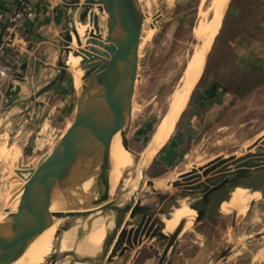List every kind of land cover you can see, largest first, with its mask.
Returning <instances> with one entry per match:
<instances>
[{
  "label": "water",
  "instance_id": "obj_1",
  "mask_svg": "<svg viewBox=\"0 0 264 264\" xmlns=\"http://www.w3.org/2000/svg\"><path fill=\"white\" fill-rule=\"evenodd\" d=\"M231 1L225 6L221 25ZM63 9L64 31L56 75L32 94L23 115L39 97L61 86L71 69L67 64L68 57L73 55L77 58L76 69L81 75L73 119L49 154L30 166H24L21 176H28L24 179L25 184L14 194L10 192L8 205L18 196L19 199L14 212L0 220V264H15L23 257L37 256L41 250L38 241L51 231L53 244L48 247L42 264L111 262L114 257H121L141 245L142 238L165 241L158 264H171L178 237L187 220L180 221L175 233L169 236L159 233L160 228L150 224V217L139 220L147 210L142 206L140 196L153 189L150 181L152 163L146 146L130 135L128 126V103L137 77L145 17L140 0H63ZM80 28H83L82 33ZM193 53L194 50L189 60ZM186 67L187 63L181 78ZM169 108L170 103L165 114ZM116 136L134 164L132 180L124 190L114 193L110 192L107 181L105 192L99 199L91 200L83 185L87 180L99 177L95 169L98 161L103 162L99 151L103 154ZM21 165L20 161L18 168ZM261 171H264V136L239 155L217 158L182 174L172 187H182L187 192L200 191V202L188 208L196 214L211 193L223 185L235 184L234 176L237 175V183L243 185ZM232 177V181L228 180ZM70 186L74 187L76 196L66 200L64 191ZM235 223L234 213L231 225L235 227ZM104 226L107 234L100 250L95 254H81L78 250L80 245ZM65 229L66 244L62 246L58 235ZM231 250L230 246L227 247L219 258L226 259Z\"/></svg>",
  "mask_w": 264,
  "mask_h": 264
},
{
  "label": "rangeland",
  "instance_id": "obj_2",
  "mask_svg": "<svg viewBox=\"0 0 264 264\" xmlns=\"http://www.w3.org/2000/svg\"><path fill=\"white\" fill-rule=\"evenodd\" d=\"M235 1L237 0L230 3L223 23L210 46L202 75L199 80L197 79L198 82H195L197 84L194 90H192L194 86L192 87L189 100L179 115L171 136L151 158L150 181L153 182L154 188L144 191L140 196L142 198L141 204L147 210L139 216V220L150 217V224L163 227V220L169 219L172 212L179 208V204L183 202L188 206L191 203L190 199L182 201L178 198L185 194L182 187L179 188V191L172 187V184L179 182V177L182 174L190 172L192 167L197 168L202 164L204 166L217 158L239 155L247 147L257 143L262 136L261 134L264 133V110L258 112L257 121L252 124V127L248 126V131L245 130L244 126L240 128L242 123H237V140L233 133V123H229V121L225 127L226 121L224 122L220 115L210 120L206 119L207 121H203L200 117L202 115H198L199 117L197 116L192 124L189 123L194 129H187L188 114L193 108V102L204 88L225 90L224 87L226 86L232 89V80L235 76L238 77L243 72L250 70L259 71V73L264 72V64L260 67L252 65L256 63L257 55L258 58H264L263 51L256 49V44L263 42L258 41L259 38L252 40L246 36H237V22L232 26L238 12L233 7ZM255 1L260 8L254 10L256 24L264 33V0ZM211 2L212 0H140L145 17L138 52L137 77L128 103V126L130 135L135 137L143 146H148L156 127L171 102L170 100H172L171 98L181 85L182 72L197 42L193 37V30L198 21V14L205 11ZM211 15L212 13L209 14L208 20ZM253 31L252 29L251 32ZM252 47V52L249 53V49ZM68 72L67 85H61V90L54 94L51 93L52 95L50 94L49 98L44 101H39L33 113L30 110L28 115L18 112L15 113V116L9 115L12 113L0 116V148L9 146L10 150L15 152V155H12L4 148L0 149V220L7 215L9 210H11L9 213L11 214L18 205L19 196L10 205L7 202L10 198V192L12 191L14 194L18 191L25 184L24 179L28 178L26 175L21 176L24 166H30L49 154L73 119L77 87L74 83L75 70L69 69ZM69 85L72 90L70 89L69 92L65 93V87L69 88ZM226 93L228 92L226 91ZM246 140L248 141L244 142ZM20 161L22 165L18 168ZM133 169V162L127 153L124 171L120 176L118 185L111 193L122 191L128 186L134 174ZM159 170L163 172V175L159 178H153L152 174ZM234 177L236 183L237 175ZM234 177L228 180L232 181ZM14 182L18 184H14ZM158 183L162 185L161 188L163 189H157L159 188ZM244 183L250 184L251 187L264 186V176L255 181L247 180ZM239 188L246 189L238 182L235 191ZM235 191L231 193L229 200ZM249 194L250 196L257 194L259 197L258 193ZM241 206L242 210L247 207L243 204ZM244 211L242 216L237 215L238 220L243 219L247 208ZM218 212L225 214L223 211ZM251 217L252 215L249 213L245 224L242 226H246L247 222L248 232L243 233L241 230L242 236L237 243L233 239L232 232L229 231V219L224 216L218 218L217 223L220 222V228H212L215 233L213 236L220 237L221 243L213 251L212 261L228 245L233 246L231 250L233 253L238 247H243L241 254L239 251L240 260H238L239 256L233 257L229 264H251L253 257H255L254 264L261 260L260 256L256 259L257 256L254 255L263 246V241L262 244L261 241L250 244H246V242L252 239L254 232L263 227L264 203L259 213L258 223L255 225L250 223ZM248 235L251 236L249 239L247 238ZM197 236L200 234L197 233ZM154 241L159 248H163L166 243L157 239ZM184 241L185 236L183 235ZM235 260L237 263L234 262Z\"/></svg>",
  "mask_w": 264,
  "mask_h": 264
},
{
  "label": "crops",
  "instance_id": "obj_3",
  "mask_svg": "<svg viewBox=\"0 0 264 264\" xmlns=\"http://www.w3.org/2000/svg\"><path fill=\"white\" fill-rule=\"evenodd\" d=\"M8 5L9 4L7 1L0 0V13H4L9 10ZM64 18L65 11L63 9V0H45L38 10L37 18L34 24H31L28 27L24 41L16 40L15 43L21 48L24 47L26 50L27 57L23 60L19 70V73L21 74L20 80H10L0 83V116L9 113H12L9 115L15 116V113L23 112L32 94L45 86L55 77L59 45L62 41L64 31ZM4 27V23L0 21V39L4 35ZM256 45V49H259L264 53V45L260 43H257ZM252 49L253 47L249 49V53L252 52ZM263 64L264 58H258L257 55L256 63H253L252 65L260 67ZM68 74L64 83L61 85H67L66 81L69 76ZM61 88L62 86H59L58 88L51 90L39 97L33 104V107L30 109L31 112L33 113V111H35L39 101H44L45 99L49 98L51 93L54 94L55 92L61 90ZM70 89V85L69 88L65 87V93L69 92ZM232 102L233 96L229 93H226L224 89L204 88L201 91V94L193 102V108L189 112V114L192 112V115L189 116L188 114L187 129H194L192 125H189V123L192 124L198 115H202L200 116L202 120L207 121L215 118L218 115H221V113H224L223 115L232 117L233 133L237 140V106L235 105L233 109L230 108V104ZM30 110L27 115L30 113ZM253 122L254 119L249 121V127H252ZM246 124H241L240 128L244 126L245 130L248 131V125ZM224 126L226 127L227 124L224 123ZM187 134L190 135L189 133ZM247 141L248 140L244 142ZM263 176L264 171L256 173L251 181H255L256 179L258 180ZM244 187H246V189L242 188L243 190H246L248 193H258L259 197L255 200H252L248 204L247 212L245 213L243 219L237 221V210H230L229 212H225V214H221V216L227 217L229 219V231L232 232L235 243H237L239 238L242 236L241 230H243V233L248 232V228L246 227L247 222L246 226H242L245 224V220H247L249 213L252 215L250 223L253 225L258 223L259 213L261 212V207L264 203V186H256L253 190L247 188V186ZM229 202L230 201L228 200L224 205H228ZM222 208L221 211L223 210ZM234 213L236 214L235 227L231 225ZM203 223L204 222L195 225L193 222L191 229L180 234L177 240L178 245L176 247V252L171 258V264H229V261L233 257L237 256H239L238 260H240V254L241 251H243V247H238L235 253L231 252L230 256L223 260L219 258L220 254L223 252L222 251L219 253L218 257L212 261L213 251L216 247L218 248L221 243L220 237L216 238V236H213L215 234L213 232V228L219 229L220 225L219 223H215V225L213 224L212 226L213 228L207 229L202 226ZM202 230H204V232H202ZM235 230L236 234L234 233ZM197 233H199L200 236H197ZM183 235L185 236L184 242ZM250 237L251 236L248 235L247 238L249 239ZM260 241L261 244L263 241V246L258 252H256L254 256H257L256 259H258L260 256L261 260H259V262L256 264L264 262V223L260 230L253 233L252 239L250 241L248 240L246 244ZM154 242V239L149 240L142 238L141 245L136 246L134 249L126 252L121 257H114L111 262H104L102 264H158L163 248H159L157 246L158 244L156 245ZM227 247H229V245ZM230 247L233 248V246ZM254 260L255 257L252 258L251 264H254ZM234 262L237 263L236 260Z\"/></svg>",
  "mask_w": 264,
  "mask_h": 264
},
{
  "label": "bare ground",
  "instance_id": "obj_4",
  "mask_svg": "<svg viewBox=\"0 0 264 264\" xmlns=\"http://www.w3.org/2000/svg\"><path fill=\"white\" fill-rule=\"evenodd\" d=\"M228 1L229 0H212L210 6L205 11H202L200 12V14H198L199 16L198 21L193 30V37L197 41V45H195L194 47V53L192 56L193 58L187 61V67L183 75L181 85L178 88V90L175 92L174 96L172 95L173 98H171L172 100H170L171 101L170 108L167 114H165V116H163V118L160 120L158 126L156 127L151 137L148 146L146 147L147 150L146 153L149 159H151L158 151V149L162 145H164V143L169 139V137L173 132L176 121L178 120L179 115L183 111L187 100H189V97L193 90L192 87L197 84V83L195 84V82L197 81V79L199 80L200 78L199 75H201L205 55L209 51L210 46L216 34L219 31L225 6ZM211 13L214 14L213 19L211 20V22H208V16ZM79 30L80 33L83 32V28H80ZM67 64L69 67H71V69L75 70L74 83L75 86L79 88L81 84V80H80L81 75L76 69L77 58L73 57V55L69 56ZM129 117L131 118V116ZM263 134L264 133H262L261 135L263 136ZM262 136L260 137V139L258 138L259 137L258 136L257 139H259L260 141L262 139ZM7 147L3 146L0 149L4 148L5 151H8L12 155H15V152L11 151L9 146ZM99 153L103 157V162L101 160L98 161L95 167L97 173L99 174V177L94 180L93 179L87 180L83 185L84 192L91 200L99 199L101 194L105 192V186L107 185V181L109 183L110 192L114 190V188L118 185L120 176L122 175L124 171V167L127 163V152H125L122 149L119 138L117 136L113 139L111 145L105 149L103 154L102 151H99ZM193 168L194 167H192V169ZM236 184L237 181L235 185ZM157 185L159 186V188L157 189H163L161 188L162 185H160L159 183ZM231 186L234 187V185ZM64 194L66 200H72L73 198H75L76 192L74 187L73 186L66 187ZM257 197H258L257 194L250 196L248 192L239 188L236 189V191L232 194L230 200L228 199L230 201L228 205L226 206L224 205L228 200L225 202L223 201L221 202L217 200L214 203V205H212L210 208L201 211L196 215L191 210L188 209L186 203L182 202L181 204H179V208L175 210V212H172L169 219L163 220V227H159L160 229L158 230V232L167 236L173 235L180 221L187 220V224L182 232L185 233L187 230L192 228L193 220L195 222L196 220L209 216L217 208H220L221 210L222 207H226V208H222L223 212H228L230 210H237V215L242 216L245 212L244 210L247 207L242 210L241 204H243V206H248L249 202H251L250 200H253ZM10 211L11 210H9L7 215L10 213ZM13 212L14 210H12V213ZM106 234H107V229L105 226L98 228L89 237H87L86 240L80 245V247L78 248L79 252L84 255L97 253L101 248L102 242ZM52 236H53V231L49 232L46 236L40 238L37 245L41 250H39L37 256L23 257L15 264H42V260L46 254L48 247H50L53 244ZM58 238H59L58 240L59 244L65 246L66 229L59 233ZM72 244L73 243L69 244V247L72 246Z\"/></svg>",
  "mask_w": 264,
  "mask_h": 264
},
{
  "label": "trees",
  "instance_id": "obj_5",
  "mask_svg": "<svg viewBox=\"0 0 264 264\" xmlns=\"http://www.w3.org/2000/svg\"><path fill=\"white\" fill-rule=\"evenodd\" d=\"M235 2V6L233 7L237 9L238 12L237 18H235V21L232 22V26H234L237 22V36H246L252 40L254 38H259L260 40L258 41L263 42L262 44L264 45V33L257 26L255 20L256 16L254 10H256V8H259L257 2L255 0H237ZM252 29L255 31V33L254 31L251 32ZM253 33L256 34V36H254ZM263 73H259V71L257 72L256 70L243 72L240 76H235L233 78L232 89H229L226 86L224 87L225 91L233 96V102L230 104V108L233 109L235 105L237 106V123H247L246 125L249 126V121L254 119L253 123H255L258 119V112L264 110ZM223 114L221 113L220 118H223L224 122L226 121V124L229 121V123H231L232 117ZM161 175H163V172L159 170L156 173L152 174V177L159 178ZM217 220L218 218L209 220L207 222H204L202 226L210 229L212 228L213 224L217 223Z\"/></svg>",
  "mask_w": 264,
  "mask_h": 264
},
{
  "label": "built area",
  "instance_id": "obj_6",
  "mask_svg": "<svg viewBox=\"0 0 264 264\" xmlns=\"http://www.w3.org/2000/svg\"><path fill=\"white\" fill-rule=\"evenodd\" d=\"M9 10L0 13V21L5 25L4 35L0 39V83L20 80L19 73L26 50L15 42L24 41L26 31L34 24L37 13L45 0H4Z\"/></svg>",
  "mask_w": 264,
  "mask_h": 264
},
{
  "label": "flooded vegetation",
  "instance_id": "obj_7",
  "mask_svg": "<svg viewBox=\"0 0 264 264\" xmlns=\"http://www.w3.org/2000/svg\"><path fill=\"white\" fill-rule=\"evenodd\" d=\"M243 186H247V188L253 190L255 187H251V185H249L248 183H242ZM234 187H232L231 185L227 184V185H223L222 187H220L217 191L211 193L208 197H207V200L205 201V203L200 206V209L197 210V213L201 212V211H204L208 208H210L212 205H214V203L219 200V201H223L225 202L228 197L230 196V194L232 193V191L235 190L237 184H233ZM176 189V188H174ZM179 191V189H176ZM179 199H181L182 201L183 200H188L190 199L191 203L188 204V208H193L195 206H197V204L200 202L201 200V194H200V191L197 190V191H190V192H187L185 191V194L182 195V196H179L178 197ZM171 199H173V196H171ZM218 203V202H217ZM218 211H221L220 208H217L215 211H213L209 216H206L204 218H201L199 220H196L194 222L195 225H198L202 222H207L209 220H214V219H217V218H220L221 216V212L219 213ZM196 213V214H197ZM195 214V215H196ZM220 215V216H219ZM232 218V216H231Z\"/></svg>",
  "mask_w": 264,
  "mask_h": 264
}]
</instances>
